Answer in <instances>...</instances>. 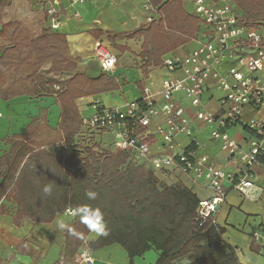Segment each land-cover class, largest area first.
<instances>
[{
	"label": "trees",
	"instance_id": "1",
	"mask_svg": "<svg viewBox=\"0 0 264 264\" xmlns=\"http://www.w3.org/2000/svg\"><path fill=\"white\" fill-rule=\"evenodd\" d=\"M231 1L249 23L264 25V0ZM150 2L161 15L160 21L128 35L144 39L141 57L146 60L145 70L159 66L168 52L196 40L201 29L200 21L185 11L183 0ZM9 7L8 0H0V99L53 94L55 82L46 80L41 68L49 64L52 73H73L79 60L71 56L64 35L45 29L41 23L28 25L8 19ZM62 87L57 98L62 108L60 128L54 131L44 124L29 129L23 137L9 141L13 145L10 154L0 158V214L7 213L1 204L5 200L17 204V226L23 218L52 223L68 209L91 204L104 211L107 221L106 234L87 243L92 250L120 245L130 264L153 249L160 253L156 264L182 260L190 264H242L224 241L223 228L210 220H197L200 200L191 189L183 184H162L151 168L134 163L128 153L66 143L78 131L75 101L118 90L120 85L114 78L75 75ZM60 142L65 143L60 156L47 150ZM48 184L51 194L43 192ZM89 190L99 193L96 201L86 198ZM69 224L75 234L66 231V249L56 264H69L91 233L76 216ZM25 246L23 241L21 254L27 252Z\"/></svg>",
	"mask_w": 264,
	"mask_h": 264
},
{
	"label": "crops",
	"instance_id": "2",
	"mask_svg": "<svg viewBox=\"0 0 264 264\" xmlns=\"http://www.w3.org/2000/svg\"><path fill=\"white\" fill-rule=\"evenodd\" d=\"M49 1L8 0L9 8L16 19L28 25L41 23L45 29L64 35L71 56L79 60L77 69L73 73H52L50 65H44L40 74L46 80L65 85L75 75H83L90 79L100 78L105 73H102L95 54L98 41L117 56L116 70L105 75L114 78L120 88L103 94L82 97L75 101L79 115L78 131L66 140L67 144L75 146L80 144L78 132L82 128V115L93 114V108L90 106L93 100L97 99L107 107L122 106L127 101L141 100L143 88L146 85H150L153 92L159 95L162 80L167 76L168 71L163 67L164 57L159 66L145 70L143 65L146 60L141 57L144 39L142 37L128 38V35L148 28L150 24L148 17L152 12L145 11L144 4L150 0H89L82 6H71L68 1L61 0L56 6L58 11L56 19L60 21V26L55 30L51 29L50 18L46 14ZM183 6L187 14L195 17L190 12L187 0H183ZM76 13L78 17L75 16ZM158 15L157 21H160L161 15ZM195 47V40H191L168 54L188 53ZM221 96L219 91L213 88L208 89L205 93L206 108L219 113ZM57 98L58 94L43 92L38 98L22 96L4 101L0 99V158L10 154L13 145L9 141L23 137L27 130L36 129L44 124L54 131L60 128L62 108ZM178 99L186 107L188 116L191 118L194 136L205 145L204 148H198L196 153L207 154L221 169L228 173H236L241 167L240 164L237 161H231L230 157L222 151L220 141L211 138L212 128L196 120L195 109L185 98L180 96ZM260 116L261 111L258 109L252 107L246 109L247 118ZM159 121L160 118H157L152 122V131H155V125ZM226 132L243 149L248 148L249 141L253 138V133L241 125L234 126ZM97 140L102 147L109 149L114 139L111 134L105 133ZM185 143L186 141H183V144ZM64 144L60 142L50 145L47 150L54 156H60ZM159 145L158 138L153 139L154 154L163 152ZM156 175L164 185L183 184L191 189L199 200L208 199L213 195L205 185L193 184L177 169L169 168L157 172ZM252 177L261 189V193L253 200L245 198L235 190H229L226 201L216 218V224L225 230L223 239L229 247L234 249L242 264H264V240L255 243L253 239V234L256 232L264 237V157H260V164L253 168ZM1 204L7 208V213L0 214V259L3 264H56L60 255L65 252L67 231L59 230L56 220L64 217L66 222L70 223L74 218L68 217L65 213L58 215L52 223H34L30 219L23 218L21 224L17 226L14 221L17 204L5 200ZM100 236L101 234L91 232L85 245L89 241L98 240ZM23 241H26L24 248L27 252L21 254L19 249ZM91 252L96 264H130L128 253L117 244L98 250L91 249ZM75 256L69 264H75ZM159 257L160 253L153 249L143 257L135 258V264H156Z\"/></svg>",
	"mask_w": 264,
	"mask_h": 264
},
{
	"label": "built area",
	"instance_id": "3",
	"mask_svg": "<svg viewBox=\"0 0 264 264\" xmlns=\"http://www.w3.org/2000/svg\"><path fill=\"white\" fill-rule=\"evenodd\" d=\"M60 1L50 0L46 8L53 30L60 26L56 19ZM66 1L71 6H82L89 0ZM187 2L192 15L200 21L196 47L188 53L164 56L163 67L168 74L162 80L159 95L146 85L141 100L127 101L122 106L107 107L93 100V114L82 119L79 145H99L106 150L97 138L109 133L114 139L109 150L128 153L134 163L148 166L155 174L174 168L193 184L205 185L213 195L199 201L197 220H210L217 225L216 218L229 190L253 200L261 193L252 171L264 157V25L249 23L231 0ZM144 9L152 12L149 23L159 19L158 10L150 2L144 4ZM95 54L102 73L116 70L117 56L100 41ZM62 88L57 82L52 91L58 94ZM210 88L222 95L219 113L206 108L205 93ZM180 96L195 109L196 120L212 128L211 138L220 141L222 151L240 164L236 173L221 169L207 154L196 153L205 145L194 136L191 118L178 99ZM248 107L261 111V116L247 118ZM157 118L160 121L152 131V122ZM237 125L253 133L247 149L226 132ZM155 138L163 150L160 154L152 151ZM253 239L258 243L264 237L256 232ZM74 263L96 264L89 246L81 248Z\"/></svg>",
	"mask_w": 264,
	"mask_h": 264
},
{
	"label": "clouds",
	"instance_id": "4",
	"mask_svg": "<svg viewBox=\"0 0 264 264\" xmlns=\"http://www.w3.org/2000/svg\"><path fill=\"white\" fill-rule=\"evenodd\" d=\"M43 192L45 194H51L52 186L51 184L45 185L43 187ZM86 198L89 201H96L99 197V193L95 191H87L85 193ZM69 217L76 216L79 218V222L86 225L91 232L97 234H106L107 221L105 219V213L99 206H93L91 204L78 205L66 212ZM56 225L59 230H67L70 233H74V229L66 222L64 217H60L56 220Z\"/></svg>",
	"mask_w": 264,
	"mask_h": 264
},
{
	"label": "rangeland",
	"instance_id": "5",
	"mask_svg": "<svg viewBox=\"0 0 264 264\" xmlns=\"http://www.w3.org/2000/svg\"><path fill=\"white\" fill-rule=\"evenodd\" d=\"M7 18L10 19V18H15L14 16V13L13 11H11L10 9L8 10L7 12ZM3 100V99H1ZM4 101V100H3ZM89 114H84V116L82 115V118L85 117V116H88ZM81 130L78 132V136L80 134ZM261 234V233H260ZM262 235V234H261ZM178 264H190L187 260H182L180 261Z\"/></svg>",
	"mask_w": 264,
	"mask_h": 264
}]
</instances>
